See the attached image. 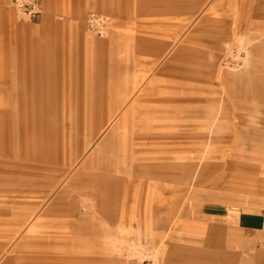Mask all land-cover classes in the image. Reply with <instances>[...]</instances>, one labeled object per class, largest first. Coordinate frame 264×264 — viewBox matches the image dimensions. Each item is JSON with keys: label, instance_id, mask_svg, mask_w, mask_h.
Segmentation results:
<instances>
[{"label": "rangeland", "instance_id": "rangeland-1", "mask_svg": "<svg viewBox=\"0 0 264 264\" xmlns=\"http://www.w3.org/2000/svg\"><path fill=\"white\" fill-rule=\"evenodd\" d=\"M43 4L0 0V264H264V0Z\"/></svg>", "mask_w": 264, "mask_h": 264}, {"label": "built area", "instance_id": "built-area-1", "mask_svg": "<svg viewBox=\"0 0 264 264\" xmlns=\"http://www.w3.org/2000/svg\"><path fill=\"white\" fill-rule=\"evenodd\" d=\"M11 4L20 16L29 21H39L42 17V0H12ZM88 20L90 27L100 33L109 25L106 19L98 15H91Z\"/></svg>", "mask_w": 264, "mask_h": 264}, {"label": "crops", "instance_id": "crops-1", "mask_svg": "<svg viewBox=\"0 0 264 264\" xmlns=\"http://www.w3.org/2000/svg\"><path fill=\"white\" fill-rule=\"evenodd\" d=\"M12 1V0H11ZM42 5H43V14H42V17H41V19L43 18V15H44V4H43V0H42ZM15 12H16V10H15ZM41 19L39 20V21H41ZM242 24V23H241ZM136 88H137V86L135 85V86H133V88H131V89H129V90H127V92L125 93V95L124 96H122V97H120V99H119V101H120V103L122 104V103H125V99H128L129 97H131V96H133L134 97V90H136ZM136 97V96H135ZM149 97H152L151 95H149ZM165 112L164 113H167V107L166 106H163V107H161ZM149 109H150V113H156V112H163V110H160V111H155V109H156V107H154L153 105H151V104H149ZM150 127L151 126V124L149 123V124H146V127ZM135 127H137V125H134V127L133 128H135ZM148 127V128H149ZM154 127V126H153ZM136 129V128H135ZM137 129H140V128H137ZM147 129V128H146ZM147 134L146 132H140V134ZM149 172V175H150V177H160V178H167V175L165 174V175H163V174H158V173H156V172H153V171H148ZM241 223H243V224H247L248 223V221H247V218L246 219H243V221L241 222Z\"/></svg>", "mask_w": 264, "mask_h": 264}]
</instances>
